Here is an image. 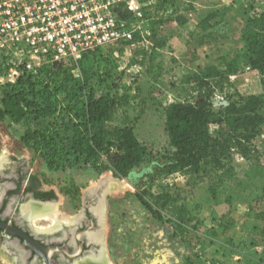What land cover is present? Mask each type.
<instances>
[{
  "label": "rangeland",
  "instance_id": "rangeland-1",
  "mask_svg": "<svg viewBox=\"0 0 264 264\" xmlns=\"http://www.w3.org/2000/svg\"><path fill=\"white\" fill-rule=\"evenodd\" d=\"M139 1V18H132L126 3L118 6L119 11L130 10L126 18L135 28L133 40L120 39L89 52L85 66L93 70L99 66L100 74L108 71L104 75L108 84H117L120 92L131 95V105L117 116L132 119L150 159L128 177L112 169L102 173L86 168L52 171L22 141L26 126L9 119L0 120V154L14 152L26 158L43 183L64 195L66 201L57 208L59 212L71 207L68 200L78 203L87 187L107 178L105 247L110 264L264 263L260 232L264 221L259 218L264 210V126L254 141L256 152L251 159L235 154L223 170L175 173L156 180L152 188L144 177L172 150L165 129V106L195 99L190 76L212 65L221 66L241 52L247 16L264 9V0ZM215 10L223 21L217 23L215 18L210 26L205 25L203 19ZM178 14L187 21L175 20ZM73 72L82 75L81 69ZM261 78L258 70L243 65L231 76L233 87L216 90V107L224 104L225 94L235 90L244 95L261 93ZM141 190H150L147 198L162 218L139 199ZM163 191L173 199L166 207L154 204L153 195Z\"/></svg>",
  "mask_w": 264,
  "mask_h": 264
},
{
  "label": "trees",
  "instance_id": "trees-1",
  "mask_svg": "<svg viewBox=\"0 0 264 264\" xmlns=\"http://www.w3.org/2000/svg\"><path fill=\"white\" fill-rule=\"evenodd\" d=\"M128 13L120 11V16L126 18ZM222 17L215 10L203 23L210 26L212 19L218 18L219 23ZM174 19L187 21L180 14ZM242 39L244 47L232 59L190 76L189 82L197 92L195 99L165 106V129L172 150L163 156V163L145 172L148 188L175 173L199 175L208 168L223 170L235 154L246 159L254 156V141L264 126V9L248 14ZM89 52L80 61L81 76L57 61L36 71H25L15 83H0V120L24 124L22 141L52 171L86 168L102 173L112 169L128 177L150 159V152L138 138L132 119L117 116L131 105V95L120 92L117 84H108L104 77L108 71L100 74L99 66L96 70L85 66ZM243 65L262 75V92L244 95L235 90L225 94V104L216 107V90L233 87L231 76ZM3 73L2 64L0 74ZM149 191L141 190L137 196L162 218L161 211L147 198ZM262 191L264 196V186ZM153 197L154 204L160 207L173 200L167 191ZM259 218L264 221V210L259 212ZM260 232L264 235V224Z\"/></svg>",
  "mask_w": 264,
  "mask_h": 264
},
{
  "label": "flooded vegetation",
  "instance_id": "flooded-vegetation-1",
  "mask_svg": "<svg viewBox=\"0 0 264 264\" xmlns=\"http://www.w3.org/2000/svg\"><path fill=\"white\" fill-rule=\"evenodd\" d=\"M109 190L87 187L78 203L68 200L71 207L59 212L64 195L43 183L26 158L0 154V264H110Z\"/></svg>",
  "mask_w": 264,
  "mask_h": 264
},
{
  "label": "built area",
  "instance_id": "built-area-1",
  "mask_svg": "<svg viewBox=\"0 0 264 264\" xmlns=\"http://www.w3.org/2000/svg\"><path fill=\"white\" fill-rule=\"evenodd\" d=\"M121 3L132 18L142 16L139 0H0V83L57 61L80 70L87 52L132 41L135 28L120 16Z\"/></svg>",
  "mask_w": 264,
  "mask_h": 264
},
{
  "label": "water",
  "instance_id": "water-1",
  "mask_svg": "<svg viewBox=\"0 0 264 264\" xmlns=\"http://www.w3.org/2000/svg\"><path fill=\"white\" fill-rule=\"evenodd\" d=\"M226 102H224V104H225ZM106 180L105 179H101V180H99L98 182H97V185L99 184H103V185H105L106 184Z\"/></svg>",
  "mask_w": 264,
  "mask_h": 264
},
{
  "label": "bare ground",
  "instance_id": "bare-ground-1",
  "mask_svg": "<svg viewBox=\"0 0 264 264\" xmlns=\"http://www.w3.org/2000/svg\"><path fill=\"white\" fill-rule=\"evenodd\" d=\"M111 180H114V179H111ZM114 181H116V180H114Z\"/></svg>",
  "mask_w": 264,
  "mask_h": 264
}]
</instances>
